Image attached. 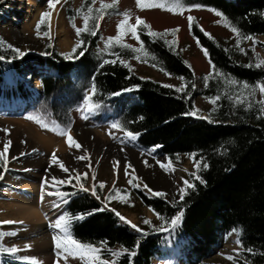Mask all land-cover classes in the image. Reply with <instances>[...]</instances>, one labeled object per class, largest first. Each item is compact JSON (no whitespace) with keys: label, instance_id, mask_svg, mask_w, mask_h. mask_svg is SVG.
I'll list each match as a JSON object with an SVG mask.
<instances>
[{"label":"trees","instance_id":"1","mask_svg":"<svg viewBox=\"0 0 264 264\" xmlns=\"http://www.w3.org/2000/svg\"><path fill=\"white\" fill-rule=\"evenodd\" d=\"M72 1L57 0L68 24L73 26L75 19L80 18V27H84L83 18L89 16L87 26L95 28L96 34L82 32L77 35L76 32V43H83L75 53V60L61 55L71 53L72 49L60 52L50 42L39 54L27 53L9 60L8 57L15 56V53L0 39V55L5 57L0 60V96L7 101H17V105L21 100L30 113L42 115L49 129L55 127V132H60L72 126V113L79 108L84 92L91 88L94 76L97 86L94 98L101 102L99 112L102 116H110L113 122L120 121L127 130L141 133L136 140L139 145L145 148L161 145L156 150L171 160L178 155L193 160L189 154L195 153L196 159L209 165L194 168L206 183L195 180L191 173L185 177L195 186L185 189L183 199L170 201L163 195H149L135 188L137 198L156 218V222L144 223L140 228L142 232L130 228L113 210L105 208L87 192L70 185L62 186L63 191L74 193L68 198L69 203L64 204L63 212L72 216L83 215V219L73 224L74 235L97 247H102L101 241H104L102 259L114 261V264H157L180 257L183 264H221L208 260L207 256L220 236L234 234L239 241L238 257L233 258L236 264H264V116L258 117L264 105L257 103L260 93L251 101L237 102L233 94L240 86L231 82L233 79L249 84L264 82V66H255L264 59L255 62L241 55L205 35L193 21L189 25L191 35L203 51L207 50L208 62L210 58L222 73H214L207 86L204 77L197 88V78L182 55L163 39L153 41L142 30L140 36L146 54L143 60L163 72L183 77L184 91L178 93V87H166L168 84L142 77L131 67L122 65L120 60L129 64L136 57L132 49L112 45L109 54H105L104 48L99 47L101 34L96 23L102 16L99 12L101 5H95V0H81L75 7ZM183 2L204 5L199 9L210 11L214 7L222 11L230 25L240 30V35H264V0ZM115 11L110 4L103 10V15ZM43 29L47 31L46 26ZM105 59H114L116 63H102ZM249 64L252 66H247ZM43 67L49 73L39 76V95L34 96L36 92L24 80L35 68ZM134 84L139 87L132 89ZM121 89L131 91L121 92ZM116 92L120 95H110ZM126 92L134 101H123L121 97ZM196 95L219 99L204 110L205 116H202L203 112L194 104ZM193 108L196 115L183 114L192 112ZM181 208L184 212L175 230L155 231V228L167 227L157 213L170 220ZM124 248L135 254L113 257L106 251H122ZM0 264L30 263L11 259L7 253L0 252Z\"/></svg>","mask_w":264,"mask_h":264},{"label":"rangeland","instance_id":"2","mask_svg":"<svg viewBox=\"0 0 264 264\" xmlns=\"http://www.w3.org/2000/svg\"><path fill=\"white\" fill-rule=\"evenodd\" d=\"M80 1L73 0L72 5L76 7ZM104 3L113 4L116 11L99 18L100 48L105 47L104 41L109 36L116 34V25L123 19L124 13L128 14L130 23H135L137 17L143 19L153 31L162 33L160 38L164 41L173 38V34H165V29L176 28V43L171 47L176 49L191 67L197 78V88L201 86L211 66L203 49L189 31V15L195 18L194 21L200 29H203V32L221 41L230 49L248 56L255 62L264 59V35L253 37L259 42L253 45L252 39H243V36L248 35L237 36L228 24L218 23L221 18L209 10L184 9L182 12H171L159 7L142 8L137 6V0H104ZM95 5L100 6L101 0H95ZM31 7L35 9L30 10ZM45 10H49L47 0H0L2 43L6 46L11 44L21 50L28 49L25 54L41 53L47 42L52 43L60 52L71 50L76 43V29L80 28L81 19H75L74 25L70 26L65 19L61 3L57 2L49 10L50 16L45 24L41 25L39 29L41 34L38 36L36 24ZM53 14L56 15L57 20L59 19L55 23L50 18ZM43 26L47 27L49 36L43 35L45 32ZM143 31L146 33L147 30ZM237 40L240 41L239 44ZM125 42L133 45L134 48H139L137 41L130 35L125 37ZM241 47L245 49V52L239 51ZM134 53L136 57L129 61V65L140 76L153 78L178 88L183 85L180 77L163 72L144 61L143 58H146L144 51ZM35 70L38 71L33 74ZM33 71L24 82L36 92L34 96H38L39 76L49 71L44 67L35 68ZM237 90L238 92L233 94L234 99L242 91L241 88ZM255 95H259V89L256 90ZM121 98L123 101H134V98L129 95ZM194 101L196 109L202 112L213 104L209 98L202 95H196ZM16 102L15 100L7 101L0 96V150L5 143L10 144L6 153V165L0 166V173H2L0 175V221H13V223H0V230L4 233L1 236L0 245L4 248H17L16 253L3 252L7 253L11 259L30 264H33V261L19 259V257H34L37 264H84L79 257L56 256L52 237L58 230H54L49 225L64 212L62 206H53L57 203V199L55 196L48 195L47 192L54 191L51 187L55 183L51 180L53 175L64 179L69 173L63 172L58 164H52L51 170L48 171L53 154L70 170H76L71 173L73 177L83 174L81 183L87 189L84 192L94 197L92 185L95 183L97 195L100 197L98 201L107 209H115L125 217L124 222L130 221L139 229L142 228L145 219L156 222V218L152 211L137 198L135 187L129 183V180L139 184L138 189L146 194L161 192L166 199L175 201L181 198L180 189L184 187L185 177L194 171L193 160L186 155H178L175 160H171L156 149L152 150V147L145 148L136 141L125 140L120 129L111 127L112 118L108 115L102 116L99 111L91 113L88 119L82 118L79 108L72 113L73 123L67 131L78 142L80 148L70 147L66 136L49 128H43L35 121L26 118L30 113L26 110L28 106L24 107V102L21 100L18 102L19 105ZM202 116H205L204 112ZM5 129L8 131L6 132ZM85 156L86 159L83 158ZM13 157L15 159H12ZM78 157L80 159H77ZM161 163L171 167L166 169L161 167ZM46 178L49 186L44 193L42 203H45L47 215L50 217L41 216V220H47V223L38 224L40 220L37 214L29 213L24 206H27V202L29 204L33 202L34 193L41 200V184ZM100 182H104L103 188L100 187ZM62 186L64 185L60 186L61 190ZM70 186L77 189L75 180ZM109 190H112L113 199L105 202L104 197ZM127 224L130 226L129 223ZM238 251L239 245L235 235H222L207 259L221 264H236L233 258L238 257ZM157 264H183V259L180 257Z\"/></svg>","mask_w":264,"mask_h":264},{"label":"snow or ice","instance_id":"3","mask_svg":"<svg viewBox=\"0 0 264 264\" xmlns=\"http://www.w3.org/2000/svg\"><path fill=\"white\" fill-rule=\"evenodd\" d=\"M56 3H57V0H47L48 9L49 10L52 9ZM137 6L142 7V8L143 7L167 8L171 12H182L185 7L196 8V9L204 7V5H202L200 3H192V4L186 5L183 2V0H168V2H165V0H137ZM107 7H109V5L104 3V0H101V8L99 9V12L101 15H103V10ZM49 10H45L41 13L40 19L38 20V22L36 24L38 36L41 34L39 31V29L41 28V25L45 24L46 20L50 16ZM210 11L215 13L216 15H218L221 18L218 21V23L228 24V26L231 28V31L234 34H237V36H239L240 30L237 27H231L230 23L228 22L227 17L225 16V14L222 11H220L214 7L210 8ZM83 19L85 22V26L76 29L77 35H80L82 32H89L91 35H95L96 29L95 28H89L87 26V22L90 19V17L85 16ZM194 19L195 18L193 16H191V15L188 16V22H189L190 26L192 25ZM96 23H97V27H98L99 26V18H97ZM144 29L147 30L146 35L149 36L153 41H155L157 38L162 37V33L153 31L150 28V26L140 17L136 18L135 23H130L128 14L124 13L123 19L119 20V22L116 25V34L109 36L104 41V45H105L104 52H105V54H109V49L111 48L112 45H115V46L123 48V49H132L134 52H143L145 50V46H144V42L141 40L140 32ZM201 30L203 31V29H201ZM176 31H177L176 28L165 29V34H167V33L173 34V38L171 40L165 41V43L168 46H172L176 43V38H175ZM43 35L49 36V32L45 31L43 33ZM129 35L137 41V43L139 44V48H134L133 45L125 42V37H127ZM205 35H208V34L205 33ZM243 39H252L253 45H255L256 43H259L250 35L249 36H243ZM239 42L240 41L237 40V44H239ZM82 43H83V41H78L75 45H73L71 53H62L61 55H63L66 59H72V60L77 59L75 53L81 47ZM8 47L10 49H12L15 53V56L8 57L9 60L21 58L28 51V49L21 50L20 48L14 47L11 44H9ZM239 51L241 53H243V52H245V49L241 47V48H239ZM43 54L48 55L49 53H43ZM82 54L83 53H81V55ZM204 54H205V56L209 55L206 49H204ZM137 58L139 59L140 57H137ZM4 59H5V57L0 55V60H4ZM102 63H116V60L105 59V60H103ZM120 63L126 67H129V68L131 67L126 60H120ZM209 64L211 66V70L205 76V85L206 86H207L208 79L213 77L214 73L216 75L222 74L220 72V70L216 68L215 64L211 61L210 58H209ZM247 66L251 67L252 65L249 64ZM255 66L256 67L264 66V61H259ZM181 78L183 79V77H181ZM231 82L233 84H238L242 90L241 94L237 95L235 98L237 102H241L244 99L251 101L255 95L256 90L259 89L260 100L257 101V103L264 105V82L257 81L254 84H249L247 81H238V80H234V79ZM165 86L169 87V88L173 87L172 85H165ZM138 87H139V85H135V84L132 85V89L138 88ZM124 91H131V89H121V92H124ZM176 91L178 93L183 92L184 91L183 85L180 88H177ZM96 92H97V86L95 84V77L93 76L91 88L84 92V94L82 96V102L78 106L80 113L82 115V118H84V119H88L91 113L99 111L101 108V102L94 98ZM245 92L247 93L246 96H245ZM110 95L111 96H118V95H120V92L111 93ZM217 99H219V97H216V96L209 97L210 102H213V103H215V101ZM183 114L184 115H196V109L193 108L192 112L183 113ZM259 116H264V108L260 109V111L258 113V117ZM26 118L35 121L37 124H39L43 128H46V129L49 128V124L45 122V120L42 118V115H33L32 113H29V114H27ZM203 118L208 119V120L211 119V117H203ZM111 127L114 129H116V128L121 129V131L123 132V136H124L125 140L136 141L138 139V137L141 135V133H139V132H133V131L127 130L126 128H124L123 124H121L120 121H114L112 123ZM51 130L54 132L57 131V129L55 127H53ZM5 131L7 132L8 130L5 129ZM60 133H61V135L66 136L67 143L69 144L70 147H75L77 149L80 148V145L78 144V142L73 138L72 135L68 134V131L66 128L60 130ZM113 138L114 139L116 138L114 134H113ZM159 147H161V145H153L152 150L159 148ZM9 148H10V144L5 143L3 145V149L0 150V166L6 165V153L8 152ZM21 155H23V154H21ZM189 155L193 157L194 168L198 169L201 164H203L204 168H207L209 166L206 162H203L201 159H196L195 153H190ZM83 158L86 159L87 157L85 156ZM12 159H15V157H13ZM77 159H80V157H78ZM158 163H160V162L158 161ZM52 164H58L60 169L63 172L69 173L67 178H64V179H61V178L56 177L54 175L51 177V180L55 182L54 184L51 185V187L54 189V191L48 192V195H52V196L56 197L57 203L53 205L54 207L62 206L64 204L69 203L68 198L74 194L72 192H66V191L61 190V188H60L61 185H65V184L70 185V184H72L73 180H75V187L78 190H82V191L87 190L84 188V184L81 183V180L83 179V174H77V175H75V177H73V175H71V173L76 172V170L75 169L70 170L68 167H66L63 163H61L57 159V156L55 154H53L51 156L48 171L51 170ZM161 167L168 169L171 167V165H165V164L161 163ZM126 172H127V166H126ZM0 175H2V173H0ZM191 175L195 178V180H200L201 183H206L205 181L201 180L200 176L197 174L196 171H193L191 173ZM129 183L132 184V186L135 188L140 187V185L135 184L133 182V180H129ZM183 183H184V187L180 189L181 199H183V196L185 195V189L192 188L195 186L194 184L190 183L188 180H184ZM48 186H49V181L46 178L42 181V184H41V190H42L41 201H43L44 193L47 190ZM103 186H104V182H100V187L103 188ZM117 191H119V190H117ZM92 195L97 200L100 199L99 195H97V192H96V184L95 183H93V185H92ZM155 195L160 196V195H163V193L156 192ZM117 198H119V197H117ZM111 199H113L112 190H109L108 194L104 197V200H105V202H107V201H110ZM113 212L121 221H125V217H123L119 212H116L115 209H113ZM183 212H184L183 208H181L179 211H176L175 214L170 218V220L166 219L163 216H160V214L157 213V216L160 219L165 220L167 227L166 228H155V231L167 232L170 229L175 230L181 221ZM80 219H83L82 214H77V215L72 216V215H69L68 212H64L63 214L59 215L55 219L54 222L50 223L49 226L51 228H53L54 230H58L55 232V234L52 237V239L55 243L56 256L60 257L61 255H65V256L71 255L73 257H79V259L82 260L84 262V264H114V261H108V260L102 259L103 252L105 251V248L103 247V245L105 244L104 241H101L102 247H97L96 245H94L90 242H84V241L78 239L74 235L73 224L75 221H78ZM126 222L129 223L133 229H136L137 231L142 232V230L139 229L136 224H133L130 221H126ZM0 223H13V221H0ZM144 223L150 224L151 221L148 219H145ZM3 235H4V233L0 232V236H3ZM11 235H15V233H11ZM17 251L18 250L15 247L4 248L2 245H0V252L16 253ZM106 251L111 253V255L113 257L120 256L124 253H128L129 256H132L135 254L134 252L129 253L127 248H124L122 251L121 250L113 251L112 249H106ZM19 259L31 260V261H33V264H37L34 257H19Z\"/></svg>","mask_w":264,"mask_h":264},{"label":"bare ground","instance_id":"4","mask_svg":"<svg viewBox=\"0 0 264 264\" xmlns=\"http://www.w3.org/2000/svg\"><path fill=\"white\" fill-rule=\"evenodd\" d=\"M32 7L34 6L35 7V5H31ZM31 7V9L30 10H34L35 8H32ZM55 13H57V12H55ZM51 20H52V22L53 23H55V22H57L58 20H57V17H56V15L55 14H53V15H51ZM37 71L38 70H35V71H33V74H36L37 73ZM13 107H11V109H12ZM53 144V143H52ZM52 144H50V145H52ZM57 144V143H56ZM63 146V145H62ZM47 194H48V192H47ZM34 195H35V198H34V200H33V202H31L30 204L27 202V206L25 205L24 207H25V210H28L29 211V213L30 212H34V213H36L37 214V217H38V219L40 220V221H38V224L40 223H47V220H41V218L44 216V215H46V217L48 218V217H50V215H47V213H48V211H47V207H46V205H45V203H42V201L40 200V199H38V197H37V194H35L34 193ZM40 209H41V211H40ZM40 214V215H39ZM42 216V217H41Z\"/></svg>","mask_w":264,"mask_h":264}]
</instances>
